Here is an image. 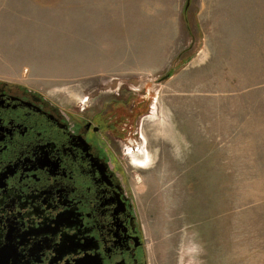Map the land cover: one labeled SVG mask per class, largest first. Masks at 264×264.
<instances>
[{"label":"rangeland","instance_id":"374dc122","mask_svg":"<svg viewBox=\"0 0 264 264\" xmlns=\"http://www.w3.org/2000/svg\"><path fill=\"white\" fill-rule=\"evenodd\" d=\"M187 2L0 0V82L135 120L150 264H264V0Z\"/></svg>","mask_w":264,"mask_h":264},{"label":"flooded vegetation","instance_id":"af4514ba","mask_svg":"<svg viewBox=\"0 0 264 264\" xmlns=\"http://www.w3.org/2000/svg\"><path fill=\"white\" fill-rule=\"evenodd\" d=\"M112 107L0 82V264H150L123 159L143 134Z\"/></svg>","mask_w":264,"mask_h":264},{"label":"water","instance_id":"95a60500","mask_svg":"<svg viewBox=\"0 0 264 264\" xmlns=\"http://www.w3.org/2000/svg\"><path fill=\"white\" fill-rule=\"evenodd\" d=\"M190 2H191V0H188V2H187V7L190 6ZM166 77H169V76L167 75Z\"/></svg>","mask_w":264,"mask_h":264}]
</instances>
